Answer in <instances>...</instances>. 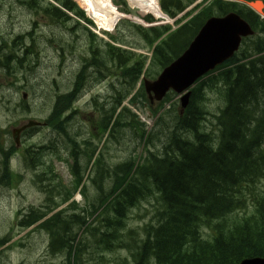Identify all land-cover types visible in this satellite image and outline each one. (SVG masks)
Returning <instances> with one entry per match:
<instances>
[{"label":"trees","instance_id":"1","mask_svg":"<svg viewBox=\"0 0 264 264\" xmlns=\"http://www.w3.org/2000/svg\"><path fill=\"white\" fill-rule=\"evenodd\" d=\"M56 1L60 6L46 0H17L37 19L66 25L71 31L83 25L88 53L71 89L58 93L49 117L60 144L51 140L17 149L10 131L0 129V186H16L23 179L10 164L11 156L18 154L24 160V169L34 172L33 180L46 196L42 205L18 212L12 229L25 230L41 221L37 229L49 236L47 255L50 260L62 257V264H239L247 257H264L261 16L237 2L216 0L175 30L170 24L146 27L123 19L115 33H106V39L91 29L89 25L94 22L75 1ZM114 1L133 12L126 0ZM195 1L161 0V6L176 18ZM230 11L246 18L256 34L244 39L234 58L198 81L184 114L176 104H168L170 97L152 104L142 78H154L177 59L211 16ZM146 20L156 21L152 16ZM36 43L24 49V57L17 54L18 44L14 43L13 55H6L4 62L8 75L19 76L22 71L28 74L36 68L40 58L35 57ZM68 46L61 47L62 54ZM152 49L151 57L141 52ZM94 81L108 84V95L99 94L86 102L85 109L77 108ZM209 91L221 100L216 112L206 108ZM127 100L133 105H148L157 118L153 130L139 121L125 104ZM82 117L88 126L77 128L76 121ZM84 128L89 135H82ZM120 133L143 145L144 153L136 155L135 149L120 162L108 160L103 146L95 145L94 138L106 143L110 136L119 138ZM51 158L67 160L74 181L71 189L55 171ZM93 159L88 180L94 197L82 184ZM78 190L86 200L84 207L73 200L44 219L69 202ZM145 202L153 208L151 217L132 226L133 212ZM13 236V231L3 236L0 245ZM111 253L115 255L112 259L108 257Z\"/></svg>","mask_w":264,"mask_h":264},{"label":"rangeland","instance_id":"2","mask_svg":"<svg viewBox=\"0 0 264 264\" xmlns=\"http://www.w3.org/2000/svg\"><path fill=\"white\" fill-rule=\"evenodd\" d=\"M73 1H75L85 11L87 16L93 20L95 25L93 28L96 32L101 34V36H103V32L105 31L111 33L116 32V28H114L115 30L112 28L117 24L119 18L123 16V11L125 10L122 8V5L117 4L114 0ZM126 1L129 7L134 10V13L136 12L140 15L139 18L141 17V20L143 19L144 25H149L143 17L154 15L150 12L142 11L130 0ZM214 1L216 0H209L201 9L205 6H210ZM230 1H236L240 5L244 4L247 6L246 3L253 0ZM194 15L195 14L191 17ZM134 16L136 15H132L131 17L135 18ZM154 17L159 20V25L171 24L177 28L178 26L175 22L180 16L174 19L171 17L170 19ZM33 20L34 16L30 11L20 6L17 0H0V41L12 32L17 33L25 28L29 29ZM53 26L54 27L46 26L45 23H42L38 31L35 32L38 48L40 50V64L33 73L27 74L26 77L28 80L22 76V80H19V86L17 87V85H15V88H13V86H9L8 84L15 81L17 77H8L6 74L0 77V84L5 83L6 85V87L0 88V127L3 129L10 128V130H12L14 127L26 123L29 118L41 119L42 117L46 119L49 115L48 111L53 104L54 96L58 93L67 92L74 83L75 76L81 67L82 59L88 53L86 28L81 25L78 26L76 30L71 31L63 24H53ZM52 38L55 39V41H53ZM65 45H70L71 47L68 46V49L62 54L61 47ZM144 52L147 53L146 50ZM157 76H155V78H157ZM8 87L11 88L8 89ZM108 89V84L94 81L92 87L86 90V93L81 96L82 98H80L78 102L82 105L87 99L90 98L92 101L93 98L97 97L99 94H101L102 97L104 95L107 96L109 93ZM15 90L17 93L14 92ZM93 92H96V94H93ZM211 92L212 91L208 92L206 108L208 111L216 112L217 108L221 105V100L216 94ZM24 93L27 94L26 99H28L32 107L30 114L24 112L23 108L20 106L22 105ZM175 103L180 105V96L177 94L173 96L171 101V104ZM125 104L138 115L139 121L148 125L149 130L153 129L157 118L153 117L147 104L133 105L128 100ZM211 120L213 119L211 118ZM51 131V129L41 127L34 135L25 136L23 144L29 146L47 141L52 138ZM97 133L98 132H96V135ZM82 134L89 135L88 129L84 128ZM110 137L107 139L106 143L99 141L96 137L94 138L95 145H99V147L103 146V152L108 160L120 162L130 156L135 149H138L136 155L144 153L145 149L143 145L135 142L134 139L124 138L122 133L119 134V138L121 139L120 142L118 140L119 138ZM21 147L22 145H20V148ZM51 159L55 171L59 174V177L68 188L71 189L74 181H72L73 178L68 171L67 163L57 158ZM12 167L17 172L24 171V166L20 163L18 157L12 161ZM90 167H93V160L89 164L87 169L88 172L91 170ZM89 175L90 174L86 176L85 173L86 177L84 176V184L88 186V195L94 197L96 193L88 180L90 179ZM45 199L46 196L43 191L33 183L32 172H25L23 181L16 186H0V236H6L10 232H14L13 240L11 239L12 241L10 242L11 244L8 245V250L0 255V264L64 263L62 257L50 260L52 258L47 255L49 237L47 233L37 229V225L25 230H19L18 227L12 229L13 226H16L14 223L18 211L27 209L31 206L38 207L45 202ZM73 200L79 204V207H84L86 200L81 193L78 192L74 194V197H72L68 203H71ZM66 205L60 206L54 210V212L61 210V208H65ZM152 209V206L145 202L144 205L133 212L131 225L137 226L147 221L151 217ZM147 210H149V213H146ZM54 212H52L51 215ZM242 214L243 213H241V215ZM140 216L143 217L140 218ZM15 241H19L20 243L18 244ZM118 253L124 254L122 251H118ZM87 257L88 255L85 254L84 261H86ZM108 257L112 259L115 255L111 253ZM90 262L92 263V261Z\"/></svg>","mask_w":264,"mask_h":264},{"label":"water","instance_id":"3","mask_svg":"<svg viewBox=\"0 0 264 264\" xmlns=\"http://www.w3.org/2000/svg\"><path fill=\"white\" fill-rule=\"evenodd\" d=\"M252 6L261 11L263 3L258 1ZM253 33L250 24L235 12L210 18L180 58L167 67L156 81L146 80L150 98L160 101L171 88L183 92L198 78L233 56L242 37ZM191 94L189 92L182 98L183 108L189 105ZM20 132H15L18 142ZM240 264H264V258H248Z\"/></svg>","mask_w":264,"mask_h":264},{"label":"bare ground","instance_id":"4","mask_svg":"<svg viewBox=\"0 0 264 264\" xmlns=\"http://www.w3.org/2000/svg\"><path fill=\"white\" fill-rule=\"evenodd\" d=\"M130 1L135 6L139 7V9H141L142 11L150 12L158 18L159 17L162 18L165 16L162 9H161V6H160L158 0H130Z\"/></svg>","mask_w":264,"mask_h":264},{"label":"flooded vegetation","instance_id":"5","mask_svg":"<svg viewBox=\"0 0 264 264\" xmlns=\"http://www.w3.org/2000/svg\"><path fill=\"white\" fill-rule=\"evenodd\" d=\"M6 47L3 45L2 47H0V52L3 51Z\"/></svg>","mask_w":264,"mask_h":264}]
</instances>
